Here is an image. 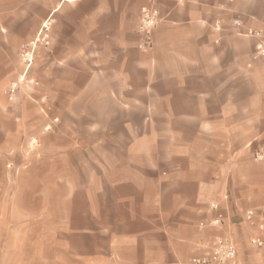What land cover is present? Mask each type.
<instances>
[{
	"label": "crops",
	"instance_id": "1",
	"mask_svg": "<svg viewBox=\"0 0 264 264\" xmlns=\"http://www.w3.org/2000/svg\"><path fill=\"white\" fill-rule=\"evenodd\" d=\"M144 8L160 18L147 50ZM247 28L264 32V0H0V264H193L218 234L235 264H264V60ZM40 33V85L11 99ZM32 137L41 152L27 150ZM56 137L66 141L47 156ZM80 149L98 164H66ZM47 160L67 177L13 200L19 176ZM216 216L222 225L199 226Z\"/></svg>",
	"mask_w": 264,
	"mask_h": 264
},
{
	"label": "built area",
	"instance_id": "2",
	"mask_svg": "<svg viewBox=\"0 0 264 264\" xmlns=\"http://www.w3.org/2000/svg\"><path fill=\"white\" fill-rule=\"evenodd\" d=\"M159 11L157 8H144L142 14L140 16L139 24H138V34L141 37V41L139 44L140 49L147 50L153 46L152 35L155 27L159 23ZM234 25L236 28H240L242 23L240 20H235ZM216 29H220V24L216 23ZM42 33V32H41ZM40 35L29 45L24 47L21 51V62L23 65V72L18 77L17 80L12 81L10 86L8 87L9 97L12 99L18 93L22 86L30 85L32 87H38L40 84L38 80L30 76V70L34 65L36 59V50L38 43H44L45 45L49 44L47 39V34ZM240 35L246 37H253L257 40L256 42V54L259 58L264 60V32L253 30L251 28H247L244 31L238 32ZM37 101L41 104V111L48 115V106H47V96L43 95L39 97ZM58 118H53L49 123L45 125V130H51L53 128V124L58 122ZM39 143V139L37 137H32L29 141V146L34 148ZM263 149H259L256 153V158L262 160ZM211 208L213 210H218L219 203L213 202L211 203ZM255 212L253 210H249L246 212V220L249 222H254ZM223 224V221L220 216H216L212 218L209 222H201L199 226L201 228L210 227H218ZM260 228L264 229V225L260 224ZM253 242L257 245H263V241L261 239H253ZM237 259V248L233 241V239L229 235L218 234L215 235L208 243L206 253L201 257H194L191 259L193 264H235Z\"/></svg>",
	"mask_w": 264,
	"mask_h": 264
},
{
	"label": "rangeland",
	"instance_id": "3",
	"mask_svg": "<svg viewBox=\"0 0 264 264\" xmlns=\"http://www.w3.org/2000/svg\"><path fill=\"white\" fill-rule=\"evenodd\" d=\"M59 123L56 122L53 124V128L51 130H48L46 131L45 130V126L43 128V131L44 133H51V132H54L56 130V125ZM46 135L43 134V138L41 137V139H44ZM46 140V139H45ZM30 141V140H29ZM41 140H39V143L36 145V147L32 148L29 146V143H28V149H27V146H25L23 149L24 150H28L29 153H33V152H41L39 151V149L41 148L40 142ZM66 140L62 139V138H52L51 140H47L45 143V148L43 151H46L45 153H48L47 156H50L52 153H53V148H54V144H58V143H63L65 142ZM44 143V142H43ZM99 150H94L93 149V152L95 154H98ZM87 154V153H86ZM84 155L85 153H83V150L80 149L79 151H76V160L74 161H65L66 164L71 163V162H75L76 164V167L78 169H80V171L82 170V168H85V167H89V166H96L95 164H98L97 161H90L92 162V165H89V161L85 160L84 159ZM50 160H47L45 161L44 163H39L37 166H33L31 172L28 174H24L23 176H19V180H18V184L19 185H22V187L25 189L24 191H13L11 193V196H12V199L15 200L17 203H20L21 201L22 202H26L27 200H34L36 197V191H37V188L39 185H41L42 183H45L46 185H53V182H55L58 178H62L64 176V178H66L67 176L63 173V171H66V167L67 166H64L62 165L63 161H60V165L56 167V169H53L51 168V163L49 162ZM8 166V165H7ZM10 166V167H9ZM9 169H12L13 168V163H10L9 164ZM2 167H4V162L3 160L0 161V171L2 170ZM6 167V165H5ZM42 171H44L45 173H42ZM83 179V176L80 175V176H76V180L77 182L79 180ZM80 182V181H79ZM50 187V186H49ZM67 191L65 188H61L59 190V192H56V193H52L51 196L49 198H47L46 200H49V201H57V199L60 200V197L63 196L64 194H66ZM60 204V202H57L55 205H58ZM20 209L18 208L17 209V213ZM14 212V211H13Z\"/></svg>",
	"mask_w": 264,
	"mask_h": 264
},
{
	"label": "bare ground",
	"instance_id": "4",
	"mask_svg": "<svg viewBox=\"0 0 264 264\" xmlns=\"http://www.w3.org/2000/svg\"><path fill=\"white\" fill-rule=\"evenodd\" d=\"M33 67V66H32ZM32 69V68H31Z\"/></svg>",
	"mask_w": 264,
	"mask_h": 264
}]
</instances>
